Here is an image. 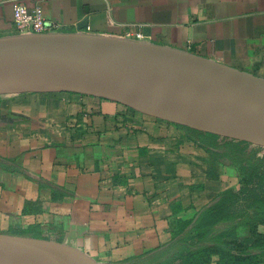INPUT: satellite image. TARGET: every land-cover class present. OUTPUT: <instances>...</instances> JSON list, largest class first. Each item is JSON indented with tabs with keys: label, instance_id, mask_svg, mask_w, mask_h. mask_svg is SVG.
Masks as SVG:
<instances>
[{
	"label": "crops",
	"instance_id": "1",
	"mask_svg": "<svg viewBox=\"0 0 264 264\" xmlns=\"http://www.w3.org/2000/svg\"><path fill=\"white\" fill-rule=\"evenodd\" d=\"M15 3L39 7L59 31L149 41L264 77V0H0V37L15 33ZM230 163L176 124L120 101L0 90L7 237L131 264L169 243L221 191L239 189ZM261 231L241 225L236 235Z\"/></svg>",
	"mask_w": 264,
	"mask_h": 264
},
{
	"label": "water",
	"instance_id": "2",
	"mask_svg": "<svg viewBox=\"0 0 264 264\" xmlns=\"http://www.w3.org/2000/svg\"><path fill=\"white\" fill-rule=\"evenodd\" d=\"M6 89L103 97L264 145V77L149 41L81 31L2 36L0 90ZM0 264L100 263L71 247L0 234Z\"/></svg>",
	"mask_w": 264,
	"mask_h": 264
},
{
	"label": "trees",
	"instance_id": "3",
	"mask_svg": "<svg viewBox=\"0 0 264 264\" xmlns=\"http://www.w3.org/2000/svg\"><path fill=\"white\" fill-rule=\"evenodd\" d=\"M176 125L189 137L190 132L207 135V145L237 164L243 178L238 190L224 189L192 220L181 221L169 243L131 264H204L214 255L217 264H260L264 236L239 239L236 229L264 223V145Z\"/></svg>",
	"mask_w": 264,
	"mask_h": 264
},
{
	"label": "built area",
	"instance_id": "4",
	"mask_svg": "<svg viewBox=\"0 0 264 264\" xmlns=\"http://www.w3.org/2000/svg\"><path fill=\"white\" fill-rule=\"evenodd\" d=\"M12 25L19 34L59 32L62 28L60 23L46 19L39 7L28 8L22 3L13 5Z\"/></svg>",
	"mask_w": 264,
	"mask_h": 264
},
{
	"label": "rangeland",
	"instance_id": "5",
	"mask_svg": "<svg viewBox=\"0 0 264 264\" xmlns=\"http://www.w3.org/2000/svg\"><path fill=\"white\" fill-rule=\"evenodd\" d=\"M12 34H15V33H12ZM190 133H191L192 137L199 139L200 141H202L205 144H208L207 143L208 142V136L207 135L202 134V133H198V132H190ZM229 166H231L233 168V177L235 179H239V181H240V179L243 178V171L240 170L239 167H238V165L235 164V163H233L232 161L229 164ZM258 224L261 226V230H262L259 234L262 235V236H264V223H258ZM260 264H264V258H263V261Z\"/></svg>",
	"mask_w": 264,
	"mask_h": 264
}]
</instances>
